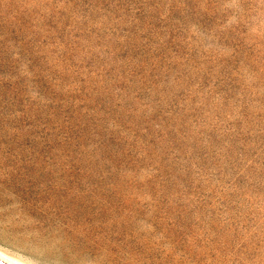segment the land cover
Listing matches in <instances>:
<instances>
[{
  "label": "rangeland",
  "instance_id": "374dc122",
  "mask_svg": "<svg viewBox=\"0 0 264 264\" xmlns=\"http://www.w3.org/2000/svg\"><path fill=\"white\" fill-rule=\"evenodd\" d=\"M0 251L264 264V0H0Z\"/></svg>",
  "mask_w": 264,
  "mask_h": 264
},
{
  "label": "bare ground",
  "instance_id": "6f19581e",
  "mask_svg": "<svg viewBox=\"0 0 264 264\" xmlns=\"http://www.w3.org/2000/svg\"><path fill=\"white\" fill-rule=\"evenodd\" d=\"M0 264H26V263L0 251Z\"/></svg>",
  "mask_w": 264,
  "mask_h": 264
}]
</instances>
